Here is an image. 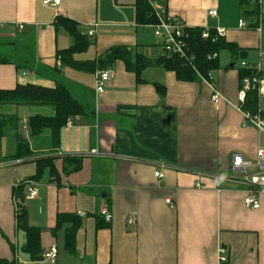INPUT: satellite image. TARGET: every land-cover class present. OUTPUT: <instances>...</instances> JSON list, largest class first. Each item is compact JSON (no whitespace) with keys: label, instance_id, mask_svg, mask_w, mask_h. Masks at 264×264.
I'll return each mask as SVG.
<instances>
[{"label":"crops","instance_id":"0c3cea01","mask_svg":"<svg viewBox=\"0 0 264 264\" xmlns=\"http://www.w3.org/2000/svg\"><path fill=\"white\" fill-rule=\"evenodd\" d=\"M135 2L60 0L50 7L42 0H0V59L8 60L0 63V89L62 84L87 107L86 115L71 118L61 129L56 143L49 131L32 137L26 128L30 116L49 117L53 111L0 105L1 116L18 118V129L0 137V258L49 264L33 262L23 251L26 237L16 228L14 203V189L22 184L27 222L41 229L42 255L57 248L55 264H264V194L260 207L249 210L243 202L245 185L226 179L233 155L253 163L257 147L264 144L253 125H242L238 100L241 63L246 68L264 65V30H259L264 0L159 2L187 27L224 29L225 40L247 50L233 63L228 52L219 54V68L210 73L211 84L223 96L217 106L209 84L199 78L178 81L160 67L144 70L138 82L118 61L107 69L110 80L98 95L97 71L60 64L58 50L72 41L55 30L59 15L76 22L84 36L94 30L87 36L89 48L75 55L76 61L95 60L116 46L158 58L162 51L152 25L136 26ZM214 9L216 17H209ZM240 20L245 28L238 27ZM155 84L165 87L163 96ZM258 111L264 120V90ZM64 157L81 159L80 170L66 175ZM40 159L53 161L57 180L48 169L32 179ZM160 171L163 177L156 178ZM25 181L37 184L34 199L26 198ZM102 209L111 214L109 222ZM77 212L86 216L79 218ZM59 213L76 215L81 222L74 254L65 249L63 230L51 233ZM129 217L135 218L134 225L127 224ZM220 246L228 250L226 263L218 260Z\"/></svg>","mask_w":264,"mask_h":264},{"label":"trees","instance_id":"16d2710c","mask_svg":"<svg viewBox=\"0 0 264 264\" xmlns=\"http://www.w3.org/2000/svg\"><path fill=\"white\" fill-rule=\"evenodd\" d=\"M152 1L165 2L166 0H136L134 4L136 26H146L155 23L150 5ZM54 27L58 32H65L72 41L71 46L63 50H58L57 52L62 66L82 72L94 73L95 71L107 70L119 61L125 65L128 72L136 76L138 82H143L140 74L144 70L152 67H160L174 73L178 81L195 82L199 76L208 78L211 72L219 68L218 56L221 52H228L233 58L232 63L236 59H243L247 54V50L240 48L237 44L228 42L224 38H217L215 30H211L209 39L204 40L201 38L202 28L188 27L186 28V34L188 36L186 40L188 45L186 59L167 57L164 55H160L156 59H149L140 53L133 54L125 46H116L110 48L95 60L80 62L76 61L74 56L85 53L89 48L91 43L87 36L82 35L76 22L60 15L56 17ZM213 54H217V57L215 59H209L208 56ZM6 62L8 60L0 59V63ZM245 77H257L264 80V71L258 72L253 67L239 70L240 87L241 81ZM155 87L157 93L163 96L165 87L159 84H155ZM258 101L259 95L257 89L249 90L241 108L244 112L252 116L258 115ZM6 104L51 107L54 112L52 116H30L26 122V128L32 137L40 136L44 132L49 131L56 143L61 129L67 124L68 120L77 116H84L87 111V107L76 101L69 90L62 84H56L53 88L26 84L17 85L11 90L0 89V105ZM17 129L18 118L16 116L0 115V137L4 136L7 131H15ZM22 147L27 146L23 145ZM81 163L82 161L79 158L64 157L62 159L63 172L66 175L77 172L81 168ZM36 166L37 172L32 177L33 180H37L44 169H48L50 175L57 180L58 174L51 159H40L36 162ZM21 186L22 184L17 186V190L14 189L16 228L24 232L26 237L23 251L30 256L31 261L39 262L42 260L40 246L41 229L32 227L27 222L26 211L20 199ZM80 225L81 222L76 215L59 213L56 216V225L51 230L53 236H56L62 230L64 231L65 249L70 254H74L76 251L75 238ZM0 264L17 263L15 260L7 261L0 258Z\"/></svg>","mask_w":264,"mask_h":264},{"label":"built area","instance_id":"2783aa9c","mask_svg":"<svg viewBox=\"0 0 264 264\" xmlns=\"http://www.w3.org/2000/svg\"><path fill=\"white\" fill-rule=\"evenodd\" d=\"M44 6L57 7L60 4V0H42ZM152 7L153 15L155 18V23L152 24L154 36L159 40V44L162 50V54L167 57H176L179 59H186L188 52L187 45V34L186 28H188L182 20L169 14L166 8L158 1L150 2ZM207 15L209 17H216L217 11L210 10ZM1 27V25H0ZM239 28H245L246 24L243 20L239 21ZM18 28H22L19 25ZM259 30H264V24H260ZM94 30H90L87 36L91 37ZM216 37L224 38L226 31L224 29H215ZM210 30L208 28H203L201 33V38L204 40L209 39ZM217 54L208 56L209 59H215ZM243 68L247 67L245 62L241 63ZM258 72L264 71V65H256L253 67ZM94 81V91L96 94L100 95L104 92L107 82L110 80V73L108 70L95 72ZM199 79L211 86L212 95L211 102L214 106H217L220 101L223 100V96L213 87L211 84L210 75L208 78L199 76ZM257 89L258 95L264 90V80L257 77H245L241 81V87L238 92V100L243 105L245 101L246 94L249 90ZM243 122L242 125H253L257 131L259 137H264V120L260 119L259 115H250L247 112L242 111ZM68 120L67 123H69ZM92 154H97L93 151ZM254 168V171L250 172V169ZM231 174L226 176L231 182H239L245 185V197L244 206L249 210H257L260 207L259 197L264 194V144H260L255 153L254 162L244 160L240 155H233L232 162L230 164ZM201 174V173H200ZM203 175V174H201ZM156 178H162L163 172H156ZM219 177V176H217ZM221 177V176H220ZM27 185V199H34L37 197V184L32 181H25ZM171 204V201H167ZM15 203V201H14ZM16 210V208H15ZM77 217L83 218L86 216L85 213L77 212ZM101 215L106 222L111 220V214L107 209L101 210ZM128 225L135 224V218L129 217L127 219ZM218 260L220 263H226L228 260V250L225 247L220 246L217 250ZM57 258V248L55 246L51 247L48 251L43 253L42 260L49 264H55Z\"/></svg>","mask_w":264,"mask_h":264},{"label":"rangeland","instance_id":"374dc122","mask_svg":"<svg viewBox=\"0 0 264 264\" xmlns=\"http://www.w3.org/2000/svg\"><path fill=\"white\" fill-rule=\"evenodd\" d=\"M157 49L161 52L162 50H161V48H159V45H158V47H157ZM224 53V52H223ZM226 53V52H225ZM1 109V108H0ZM40 109H45L43 112H44V114H47L48 112L50 113V112H52L53 111V109L51 108V107H40ZM2 111V109L0 110V112ZM51 114V113H50ZM23 117L20 115L19 116V119H20V121H21V129H25V124H24V121H23V119H22Z\"/></svg>","mask_w":264,"mask_h":264}]
</instances>
